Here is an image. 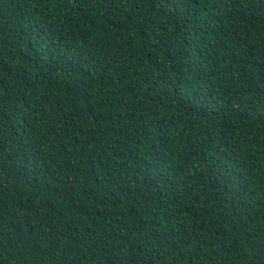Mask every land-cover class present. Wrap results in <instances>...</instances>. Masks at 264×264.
I'll list each match as a JSON object with an SVG mask.
<instances>
[{
  "label": "trees",
  "instance_id": "1",
  "mask_svg": "<svg viewBox=\"0 0 264 264\" xmlns=\"http://www.w3.org/2000/svg\"><path fill=\"white\" fill-rule=\"evenodd\" d=\"M0 264H264V0H0Z\"/></svg>",
  "mask_w": 264,
  "mask_h": 264
}]
</instances>
